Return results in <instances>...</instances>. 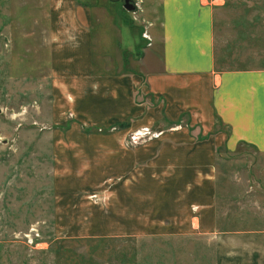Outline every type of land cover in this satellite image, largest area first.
Listing matches in <instances>:
<instances>
[{"label":"crops","instance_id":"obj_1","mask_svg":"<svg viewBox=\"0 0 264 264\" xmlns=\"http://www.w3.org/2000/svg\"><path fill=\"white\" fill-rule=\"evenodd\" d=\"M112 2L51 6L53 108L92 124L82 136L96 137L98 125L118 129L97 136L111 143L54 147L63 154L53 173L56 216L81 218L68 231L84 237L202 239L212 264H264V229H244L250 222L218 205L237 189L224 186L234 177L218 175L219 151L247 145L264 153V69H215L226 0H146L151 46ZM145 126L162 136L122 144Z\"/></svg>","mask_w":264,"mask_h":264},{"label":"rangeland","instance_id":"obj_2","mask_svg":"<svg viewBox=\"0 0 264 264\" xmlns=\"http://www.w3.org/2000/svg\"><path fill=\"white\" fill-rule=\"evenodd\" d=\"M58 1L0 0V264H212L202 239L84 237L68 231L70 222L82 224L81 218L69 217L68 211L56 216L53 173L55 157L63 154L54 147L111 143L97 136L118 131L96 125V137L82 136L81 128L91 131L92 124L76 121L69 111L58 115L52 106L49 21ZM101 1L73 0L88 7ZM111 1L113 7L123 5V0ZM145 2L136 15L128 13L141 32L150 26L144 14L152 8ZM147 3L155 6V0ZM215 35L216 70L264 69V0H226ZM127 140L128 135L122 144ZM217 155L218 175L234 177L237 184H224L237 189L220 196V211L230 218L238 212L250 222L244 229H264V153L242 145L236 153L221 149ZM90 199L97 204L96 194ZM31 227L42 246L27 244L24 235Z\"/></svg>","mask_w":264,"mask_h":264},{"label":"built area","instance_id":"obj_3","mask_svg":"<svg viewBox=\"0 0 264 264\" xmlns=\"http://www.w3.org/2000/svg\"><path fill=\"white\" fill-rule=\"evenodd\" d=\"M140 4H141V0L135 1V3L133 4L134 10L132 11V15L137 14V12L139 11V8H140ZM132 19L136 20V17L133 16ZM141 36L146 41V45L151 46L152 40H151V37L148 33V29H144L141 32ZM173 129L174 130L179 129V126H175ZM162 134H163V132L153 130L149 126L140 127L138 129L132 131L128 135L127 144H128V146H136V145H139L142 143H146V142H149L152 140L159 139L162 136ZM24 238L26 239L27 244L30 246L37 247V246L43 245V243L41 241H39L40 236H39L38 231L33 227H31L29 229V232L24 235Z\"/></svg>","mask_w":264,"mask_h":264},{"label":"water","instance_id":"obj_4","mask_svg":"<svg viewBox=\"0 0 264 264\" xmlns=\"http://www.w3.org/2000/svg\"><path fill=\"white\" fill-rule=\"evenodd\" d=\"M123 8L127 12H132L134 10V5L131 3V0H123Z\"/></svg>","mask_w":264,"mask_h":264}]
</instances>
